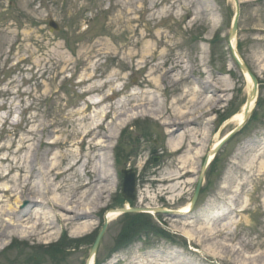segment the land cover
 I'll return each instance as SVG.
<instances>
[{
	"label": "rangeland",
	"instance_id": "1",
	"mask_svg": "<svg viewBox=\"0 0 264 264\" xmlns=\"http://www.w3.org/2000/svg\"><path fill=\"white\" fill-rule=\"evenodd\" d=\"M238 1L234 42L259 91L252 118L210 160L214 144L237 126L232 118L251 89L229 48L235 0H0V187L8 190L0 189V222L14 218L8 229L15 232H0V264H86L105 221L93 264H264V0ZM50 17L60 30H51ZM133 31L144 37L141 50L154 52L159 70L137 65L140 56L132 65L129 54L140 49L128 43ZM141 90L160 101L156 114L162 107L170 118V108L193 113L183 125L198 133L191 147L187 138L172 151L168 141L183 129L169 137L170 118L134 117L105 141L107 164L99 165L111 169L113 180L102 182V208L92 227L73 235L71 224L54 217L42 219L51 226L44 232L36 227V210L66 219L68 211L54 208L47 196L21 191L15 166L58 163L72 150L84 155L91 136L80 148L71 138L73 121L109 111ZM108 94L113 97L98 106L90 101ZM204 96L210 97L205 105ZM67 140L74 145L60 144ZM124 168L136 173L132 206L169 211L109 219L110 209L129 204L122 194ZM35 171L27 188L45 185ZM73 173L50 178L68 187L69 179H79L70 178ZM170 174L178 177L163 181ZM56 196L71 199L66 190Z\"/></svg>",
	"mask_w": 264,
	"mask_h": 264
},
{
	"label": "bare ground",
	"instance_id": "2",
	"mask_svg": "<svg viewBox=\"0 0 264 264\" xmlns=\"http://www.w3.org/2000/svg\"><path fill=\"white\" fill-rule=\"evenodd\" d=\"M234 38L232 40L233 46L235 47ZM129 44H133L134 46H139L140 49L136 53H130L128 58L132 59V65L135 66L139 63L145 62L146 65H150L152 68V71L155 72L156 70H159L162 66L159 63H154L155 55L153 53H146L145 50H141L144 47L145 41L144 37L139 36L136 34L135 31H133L132 35L129 36L128 39ZM136 56H140V60L136 61V64L134 63V59ZM129 64V61H128ZM131 64V62H130ZM246 78L249 82H251V79L249 77V74L246 73ZM156 81V80H155ZM147 91L141 90L137 93L132 92L126 96L124 100H120L118 103H113L110 107V110L107 111L106 108H102L100 110H95L94 114L91 113H83L74 123V127L72 128L71 132V138L77 139V144L81 148L82 145L87 141V137H90L88 139V147L89 150L82 155V152L80 150H72L71 155L70 154H62L60 157V162L58 163H50L45 160L44 165L40 164L39 167H36V165H31L27 169V167L23 164H17L15 169H18L20 174L16 175V180H22V186L21 191L23 189H29L33 193L40 194L41 196H47L50 199V202L52 203L54 208H62L64 211H68L66 215H68L67 219L63 217V215L59 213H54V215L51 214V211L48 212H41V209L36 210L35 217L37 218L38 222L36 223V227H39L42 225L43 232L45 231V228H50L51 226H47L49 223L43 222L42 219L46 218H52L54 217L56 220H62V222L65 223L67 221V224H71V227L73 230H71V233L73 235H80L85 233L90 227H92V220L98 211L102 208L101 199V187L102 182L105 179H108L109 181L113 180V173L111 169L108 166L101 167L99 163L105 162L107 164V155L103 154L105 146V141L107 139L114 138L118 135V132L116 130L113 131V129L117 128V130H120L127 122L132 120L134 117H138L139 115H152L156 118H170V116H166L169 112L168 108L162 107V109L166 112H162L163 114H156L155 111H158L157 109L161 108L160 101L155 97H147L142 96L145 95ZM192 98L190 99V103H195L197 101L196 97V90L194 89L192 92ZM113 97V94H108L101 98V100L97 101L94 98H90V101L95 104V106H98L105 100ZM152 101H156V104H153ZM210 101V97L204 96L202 98V104L205 105L207 102ZM148 104H153L152 106H148ZM254 105V102H253ZM252 105V107H253ZM159 107V108H158ZM171 113L174 118H170V121H167V124L172 123L173 125L170 126L167 129V133L169 134V137L172 135L170 134H178L176 133L177 129H183L179 130V134L175 135V139L170 138L169 139V146L172 149V151H177L182 148L185 139H189V147H191L194 140L197 139V132L194 130L193 127L189 128H183V125H185V119L188 120V118L193 117V113L190 111H176L174 109H171ZM192 114V115H191ZM111 118V120H110ZM234 121H236L237 125H239L243 119H244V108L241 109L238 113L234 114L233 118ZM165 123V122H164ZM186 123H188L186 121ZM222 139V138H221ZM221 139H219L214 146H216ZM42 143V142H41ZM73 141H65L60 142L61 145H67V144H73ZM213 146V147H214ZM92 155V157H91ZM211 152L209 153V158L212 159ZM57 158V155H56ZM96 160V162H92ZM185 160H189V158H186ZM66 161V166L62 168V165ZM95 163V164H94ZM184 168H187L186 161L183 160ZM14 169V167L12 168ZM74 169V173L72 174V177L79 176V179L76 181H72L69 179V186L67 187V183L63 184L60 180V185L58 183H53L51 180V175L53 176V180H57L64 174L68 173L70 170ZM35 171L34 173H38L42 180L44 179L45 185L42 187L41 185H38L35 188H27L26 181L29 183V175L30 171ZM79 170H82V175L79 173ZM10 171V170H9ZM11 170L10 172H12ZM190 171V170H186ZM42 174V175H41ZM178 174V173H177ZM85 177V178H82ZM178 176H174V174H170L168 177H165L163 181H173ZM0 189H3L4 191L8 192L7 189L3 188L2 186ZM60 190H66L68 192V197L59 198L56 196L57 192ZM39 200V199H38ZM41 202V200H39ZM75 202L77 206H74L72 203ZM189 205L184 207V211L188 212ZM54 210V209H53ZM108 217L109 219H114L119 216L120 212L117 209H110L108 211ZM11 220H14V218H10L8 221L7 219H2V222H0V232L3 233L4 229L6 228V232H10V229H8L9 224L11 223ZM24 220L21 219L20 222L17 224H21ZM9 223V224H8ZM47 230V229H46ZM5 232V231H4ZM13 231H11L8 234L4 235H12L14 236ZM49 233V232H48ZM20 235L24 236L25 232L23 230L20 231ZM51 234H47L49 236ZM11 236V237H12ZM93 259H90L89 264H93Z\"/></svg>",
	"mask_w": 264,
	"mask_h": 264
},
{
	"label": "water",
	"instance_id": "3",
	"mask_svg": "<svg viewBox=\"0 0 264 264\" xmlns=\"http://www.w3.org/2000/svg\"><path fill=\"white\" fill-rule=\"evenodd\" d=\"M236 3V12H235V16H234V20H233V24H232V28H231V32H230V40L234 38V36L236 35L237 32V28H238V21H239V15H240V4L238 0H235ZM50 26L52 27V29H56L59 30L60 26L58 25L57 22H55L54 20L50 21ZM231 49H232V53L233 56L235 58V60L237 61L238 66L241 68V70L244 73H248L249 77L251 79V89L249 91L248 97H247V101H246V105L244 108V119L243 121L236 127L234 128L230 133H228L213 149H211V154L215 155L217 153V151L221 148V146L228 141L238 130H240L244 124L248 121L251 111H252V105L253 102L255 101L256 97H257V91H258V78L257 76L250 70L249 66L247 65V63H245L241 56L239 55L237 49L233 46V42L231 40L230 43ZM207 167V162L204 163L203 165V172L205 171ZM123 175H124V180H123V195L125 198L127 199H135L136 198V173L135 171L130 168H124L123 169ZM201 183H202V178L199 179V183L195 192V195L192 199V203L195 202L197 195L199 193L200 187H201ZM156 212H162V213H167L169 210L167 209H153ZM119 211L121 213L124 212H150L152 211V209L150 208H130V207H125V208H120ZM108 222L106 221L104 223V227L102 228V230L99 232L95 243L92 247L91 253H90V259L95 255L100 240L102 238L103 233L105 232V229L107 227ZM89 259V261H90ZM89 261L86 264H89Z\"/></svg>",
	"mask_w": 264,
	"mask_h": 264
},
{
	"label": "trees",
	"instance_id": "4",
	"mask_svg": "<svg viewBox=\"0 0 264 264\" xmlns=\"http://www.w3.org/2000/svg\"><path fill=\"white\" fill-rule=\"evenodd\" d=\"M143 224H144V223L142 222V223L139 224V226L142 228V226H144ZM141 228H139V229H141Z\"/></svg>",
	"mask_w": 264,
	"mask_h": 264
}]
</instances>
